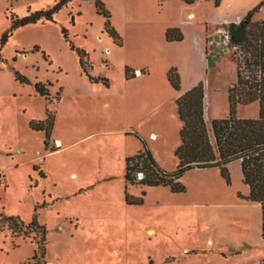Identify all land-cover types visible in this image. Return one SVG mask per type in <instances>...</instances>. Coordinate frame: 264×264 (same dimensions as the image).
Returning <instances> with one entry per match:
<instances>
[{"label":"rangeland","instance_id":"374dc122","mask_svg":"<svg viewBox=\"0 0 264 264\" xmlns=\"http://www.w3.org/2000/svg\"><path fill=\"white\" fill-rule=\"evenodd\" d=\"M96 1L109 13L122 46L104 31L105 19L97 14ZM261 1L221 0L217 7L212 1H199L193 10L183 11L179 3L166 7L162 0H0V40L10 32L11 15L21 18L58 7L51 21L21 27L0 45V216L18 217L25 224L35 220L46 231L43 251L40 233L24 237L4 227L0 264H264V241L255 216L210 207L209 202L221 200L214 194L221 186L235 188V207L254 204L245 199L248 194L243 193L236 162L229 170L228 188L224 181L221 185L213 176L192 171L184 176L185 183L180 180L187 193L170 194L139 185L140 174L133 184L127 183L125 162L123 166L117 159L124 153L136 154L139 142L126 137L132 140L123 145L122 139L110 135L122 129L115 118L114 97L122 89L124 63L153 72V57L163 55L161 28L178 24L189 11L205 37L208 61L201 80L208 94L207 127L213 119L226 118L236 64L235 49L224 43L223 34L228 24L242 19L237 16ZM252 20L264 21V7ZM136 33L151 43L143 50L133 44L136 54L130 49L133 58L145 54L144 60L126 56ZM79 50L88 55L83 58L87 75L105 78L108 86L83 74ZM183 82L187 86L193 80L188 75ZM36 86L47 96H40ZM49 112L55 121L45 151L44 132L29 124L44 120ZM257 116V102L236 107L239 119ZM150 129L147 124L141 129L143 135L132 131L155 153L163 170L174 171V123H165L164 136L157 141L147 137ZM55 139L61 140L60 146ZM118 143L122 145L117 147ZM142 192V205L126 204V195L139 198ZM229 197L225 194L222 201L228 203ZM244 222L248 230L242 238Z\"/></svg>","mask_w":264,"mask_h":264},{"label":"trees","instance_id":"16d2710c","mask_svg":"<svg viewBox=\"0 0 264 264\" xmlns=\"http://www.w3.org/2000/svg\"><path fill=\"white\" fill-rule=\"evenodd\" d=\"M167 1V0H162ZM186 5L197 1H212L217 7L221 0H180ZM98 15L105 19L104 31L117 46H122L119 34L110 23V15L100 1L95 2ZM264 7V0L248 11L238 22L227 26L229 46L234 48V62L236 64V82L228 90V115L223 119H213L210 128L204 118L205 91L203 82L183 93L175 100L177 116L182 124L179 131L180 145L174 151L177 159L176 169L172 172L163 170L155 161L150 151L142 142V149L133 156L125 159L124 180L133 184L136 174H141L138 184L148 188H168L173 194L185 193V186L181 183L182 177L189 171L197 169H217L226 185H230L228 165L240 162L242 182L248 187L246 200L258 204L261 212L260 236L264 240V21H253L255 13ZM57 6L48 10H40L24 17L11 15L10 32L4 34L0 45L7 42L11 33L29 24L39 21H51ZM167 42H180L182 33L177 28L167 29ZM80 68L86 76L83 58L88 55L85 51H77ZM206 60L208 58L206 56ZM129 68L125 69L126 79L129 77ZM131 75V74H130ZM167 81L174 91L180 90V78L175 68H170L166 74ZM18 75L16 74V79ZM91 82H102L108 86L105 78L89 77ZM36 92L46 97V90L36 86ZM258 103V116L255 119H239L236 117L237 105ZM55 116L48 113L42 121L31 122L30 128L43 131L45 134L44 148L48 150L46 141L50 139L54 126ZM134 135V134H133ZM55 150L49 149V152ZM145 193L141 197L133 198L126 195L125 201L130 206H140L144 203ZM8 228L15 235L24 237L29 234L41 235L42 250L45 245V228L33 220L25 224L18 217L0 216V231ZM38 244V243H37ZM40 244V243H39Z\"/></svg>","mask_w":264,"mask_h":264},{"label":"crops","instance_id":"0c3cea01","mask_svg":"<svg viewBox=\"0 0 264 264\" xmlns=\"http://www.w3.org/2000/svg\"><path fill=\"white\" fill-rule=\"evenodd\" d=\"M164 2H166V7L170 6V4L173 3H179L180 7L182 8L181 10L183 11L193 10L194 8H196L197 4H199V1L195 2L192 5H186L180 0H167ZM245 14L246 13L239 15L237 16V18L238 19L241 17L243 18ZM194 19H196V15L192 11H189L186 14L185 18L179 22L180 24L179 23L175 24L176 25L175 28H177L182 33L183 36V39L180 42H167L165 39V32L167 29H170L168 27L175 25H164L161 28V32H160L161 39L159 42L163 44L160 45L162 47L163 55L161 58H157V56L153 57L152 60L153 68H154L153 72L149 70L147 67L124 63L123 77L120 81L122 85V89L121 92L114 97V101L118 109L115 118H117L118 122L117 120L116 122L118 123V125L119 124L121 125L122 129L120 131H116L110 134L117 136L118 137L117 139H122L123 145H125V143L128 140H132L130 138H133L136 139L137 142H139V146L137 147V149L140 150L142 144L141 141L135 136V132L132 131L133 129L137 130V134L139 133L143 135V132H141L142 127L147 124L151 125V129L148 131L147 137H150L151 140H156V139L158 140V138L162 139V137L164 136L165 123L173 122L175 125V142L172 147L173 156H174V151L180 145L179 129L181 125V122L179 121L177 116L175 100L183 93L188 91L190 88L195 86L198 82L202 81L201 79L203 73L207 67L204 31L202 27L198 25V22H193ZM234 22L237 23L236 21ZM132 39L134 41L131 43V46H128L126 48L127 59L128 60L134 59L135 61L144 60L145 54L137 53V56L133 58L131 56L132 52L130 51V49L136 54L137 50H133L134 48L133 44L136 49L143 50L147 46L151 45V43L148 44V40L141 34L139 35V33L134 34V37ZM126 68H129L130 74H133L134 72L133 78L126 79L125 77ZM170 68H175L179 75L180 78L179 91H174L170 86L169 82L167 81L166 74ZM188 75L191 77V80H193V82L185 86L183 80L186 77H188ZM173 92H176L175 96H173L172 98H165L167 94L170 96L172 95ZM110 106L111 105L106 104L105 107L109 108ZM126 137H130V138H126ZM56 141H60V143H62L61 140L59 139H55V142ZM156 141H151V142H156ZM120 144L118 143L117 147H120L122 145ZM150 151H151V155H153V158L157 162L155 153L152 152L151 148ZM131 155H133V153H124L117 160H121V162L123 161V166H124L125 159L127 157H130ZM175 160L177 159L175 158ZM235 162L238 164L240 168V163L238 161ZM157 164H159V162H157ZM231 165L232 163H230L227 166L228 170H230ZM192 171H196L197 174L199 175L213 176L221 185H223L222 182L224 180L220 177L219 171H217V169H204V170L194 169L189 172ZM189 172H187L186 174H188ZM184 176L182 178L185 183ZM241 176L242 175H239L240 183H241L240 181ZM228 186L230 185H227L226 187L228 188ZM242 187H243V193L247 195L249 192L248 187L244 184H242ZM150 189H154V190L165 189L163 191H168L167 193L173 194L167 188L152 187ZM220 189L222 190L216 192L214 191V194L217 195L216 198L221 200L220 201L217 200L216 202H209L211 204L210 207H215L222 211H234L235 209H237V210H241L243 213L253 214L255 216L256 223L259 226V234H260L261 212H260V207H258L259 205L254 203L253 205L246 206L243 208L235 207L234 205H232L233 193L235 192L234 190L235 188H229V190H225V187L221 186ZM205 192L207 195L210 194L209 190ZM185 193H187V191H185ZM225 194L226 196L227 195L230 196L229 197L230 201L228 203L222 201ZM250 209L252 210L247 212V210ZM210 217L213 220H216L219 223H221V225L224 224V221L221 220V218L220 219L214 218L213 215H211ZM242 226L243 228H241L240 235L242 234L241 235L242 238H245L244 234L246 233V230H248L247 222H244ZM262 241L264 240L262 239Z\"/></svg>","mask_w":264,"mask_h":264},{"label":"built area","instance_id":"2783aa9c","mask_svg":"<svg viewBox=\"0 0 264 264\" xmlns=\"http://www.w3.org/2000/svg\"><path fill=\"white\" fill-rule=\"evenodd\" d=\"M239 21H237L238 23ZM223 37H224V43L227 45L228 42H229V37H228V33H224L223 34ZM210 43H212V41H210ZM141 175V174H140Z\"/></svg>","mask_w":264,"mask_h":264},{"label":"bare ground","instance_id":"6f19581e","mask_svg":"<svg viewBox=\"0 0 264 264\" xmlns=\"http://www.w3.org/2000/svg\"><path fill=\"white\" fill-rule=\"evenodd\" d=\"M206 98H208V94H206ZM209 101H210V100H209ZM56 145H57V146H60L61 143L58 141V142H56Z\"/></svg>","mask_w":264,"mask_h":264}]
</instances>
